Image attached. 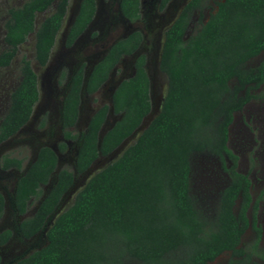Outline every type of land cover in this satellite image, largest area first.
<instances>
[{"label":"trees","instance_id":"1","mask_svg":"<svg viewBox=\"0 0 264 264\" xmlns=\"http://www.w3.org/2000/svg\"><path fill=\"white\" fill-rule=\"evenodd\" d=\"M172 0H160L163 11ZM209 0H190L165 33L159 64L167 78L161 111L137 141L111 165L94 175L47 231V244L15 264H211L230 253L228 264H260L254 253L240 247L249 227L256 232L259 201H253L252 183L238 170V156L228 147L229 128L236 113L264 93V61L247 65L264 52V0H218L205 19ZM70 0H25L11 8L5 22V49L0 68L10 66L20 47L35 33V59L46 65L68 13ZM141 0H122L121 11L130 22L141 18ZM52 11L36 30L38 15ZM96 11L95 0H83L70 29L68 45L88 27ZM198 26L186 36L193 15ZM143 35L139 31L116 42L93 68L87 81L84 69L73 78L62 110L63 136L75 140L81 96L97 93L122 58L134 55ZM146 56L135 61V73L123 80L112 97L119 119L104 135L100 132L110 114L109 104L90 118L82 135L76 170L86 173L99 159L118 149L142 124L152 109ZM22 79L11 94L7 114L0 123V145L16 135L30 120L39 101L38 77L27 58L22 59ZM100 145V146H99ZM61 150L66 144H61ZM209 153L217 157L230 177L218 202L213 223L195 207L190 194L191 157ZM50 147H42L36 160L17 182L15 207L25 215L58 168ZM23 160L5 155L2 169H21ZM75 176L61 169L52 189L35 214L20 224L23 238L39 234L74 185ZM6 200L0 193V219ZM251 210V218L249 211ZM12 237L0 234V245ZM253 254V255H252ZM1 263V257H0Z\"/></svg>","mask_w":264,"mask_h":264},{"label":"rangeland","instance_id":"2","mask_svg":"<svg viewBox=\"0 0 264 264\" xmlns=\"http://www.w3.org/2000/svg\"><path fill=\"white\" fill-rule=\"evenodd\" d=\"M82 0H71L69 11L51 60L46 67H40L35 59V33L20 47L19 52L8 68H0V123L8 112L11 94L22 79L21 65L25 57L30 62L39 77L41 97L35 107L29 123L14 137L0 146V193L5 196L6 208L0 219V234L5 230L12 232L11 239L0 245V264H15L28 257L47 244V231L56 218L65 212L74 202L76 195L86 183L98 172L111 164L121 153L108 157H99L89 171L79 174L76 170V159L81 144L82 135L87 129L92 115L103 105L111 104L114 90L120 82L134 75V61L143 54L147 57V72L151 80V100L158 106L167 93V78L159 69V60L165 33L190 0H172L161 11L160 0H142V17L137 22L127 21L120 9L121 0H96L97 14L86 33L72 48L65 46L66 34ZM209 0L205 6L204 16L208 17L209 9L215 6ZM25 0H0V53L6 44L5 22L11 8L21 6ZM51 10L37 17L36 30L42 21L51 14ZM198 26V13L193 15L186 36L192 34ZM140 31L143 34V44L135 56L124 58L113 71L109 82L95 95H82L81 115L73 129L75 140H65L63 136L62 107L68 92L73 72L81 63L86 64V78L93 66L100 61L108 49L119 39ZM264 61V52L247 65L254 68ZM63 75V76H62ZM264 93V86L257 94ZM118 116L110 113L103 128L105 133L117 120ZM131 140L126 148L134 143ZM66 149L61 150V144ZM42 147L52 148L58 155L59 164L50 182L42 186L40 195L30 202L25 215H20L15 207L14 197L17 182L31 164L36 160ZM229 149L238 156V170L247 174L251 180L253 201L259 199L264 189V98L251 101L242 112L236 113L229 128ZM124 150V148H123ZM5 155L23 160L21 169H2V159ZM61 169H69L74 173L73 187L64 195L55 213L46 222L45 228L31 239H25L20 233V224L32 217L39 205L52 189L56 176ZM230 177L224 171L221 161L209 154H194L191 157L190 194L195 207L201 216L213 223L218 211L219 197L229 184ZM251 210L249 217L251 218ZM258 225L262 229V238L257 248H254L256 232L249 227L245 232L240 247L248 253H254L253 260L264 264V196L259 201L257 212ZM230 253H224L211 264H228ZM127 264H139L129 261Z\"/></svg>","mask_w":264,"mask_h":264},{"label":"flooded vegetation","instance_id":"3","mask_svg":"<svg viewBox=\"0 0 264 264\" xmlns=\"http://www.w3.org/2000/svg\"><path fill=\"white\" fill-rule=\"evenodd\" d=\"M95 1H96V0H95ZM121 1H122V0H121ZM70 2H71V0H70ZM141 4H142V0H141ZM69 7H70V6H69ZM141 8H142V6H141ZM120 9H121V3H120ZM68 11H69V9H68ZM121 13H122V11H121ZM67 14H68V13H67ZM96 14H97V2H96V11H95V15H94V17H93V19H92V22H91V23L88 25V27H87V28H86V29H85V30L79 35V37L73 42L72 45H68V35H69L70 29H71V27H72V25H73L74 22L71 24L70 29H69V31L67 32V34H66V38H65V46H66L67 48H72V47L77 43V41H78V40H79V39H80V38L86 33V31L89 29L90 25L93 23ZM122 15H123V14H122ZM66 17H67V15H66ZM66 17H65V19H66ZM123 17H124V16H123ZM141 17H142V9H141ZM124 18H125V17H124ZM7 19H8V18H7ZM125 19H126V18H125ZM140 19H141V18H140ZM140 19H139V20H140ZM126 20H127V19H126ZM139 20H137V21H139ZM127 21H128V20H127ZM137 21H136V22H137ZM64 22H65V20H64ZM129 22H130V21H129ZM36 23H37V20H36ZM63 25H64V23H63ZM63 25H62V28H63ZM62 28L60 29V31L62 30ZM60 31H59V33H60ZM133 32H135V31H133ZM133 32H132V33H133ZM139 32H140V31H139ZM59 33H58V36H59ZM130 34H131V33H130ZM130 34H129V35H130ZM129 35H127L126 37H128ZM142 35H143V34H142ZM58 36H57V38H56L55 45H54V47H53V50H52V52H51V54H50L49 60H48V62L46 63V65L41 66V65L38 64V62L36 61L37 64H38L40 67H46V66L49 64V62H50V60H51V57H52V53H53L54 48H55V46H56V44H57ZM126 37H124V38H126ZM124 38H122V39H124ZM122 39H119V40H122ZM119 40H118V41H119ZM118 41H116V42H118ZM143 41H144V37H143ZM143 41H142V44H143ZM116 42H115V43H116ZM115 43H114V44H115ZM114 44H113V45H114ZM142 44H141V46H142ZM113 45H112V46H113ZM112 46H111V47H112ZM141 46H140V48H141ZM111 47H110V48H111ZM110 48L108 49V51L110 50ZM140 48H139V50H140ZM4 49H5V48H4ZM139 50H138V51H139ZM108 51H107V53H108ZM138 51H137L136 53H138ZM1 52H2V51H1ZM107 53H106V54H107ZM136 53H135L134 55H132V56H135ZM0 54H1V53H0ZM106 54L103 56V58L106 56ZM141 55H143V54H141ZM139 56H140V55H139ZM126 57H130V56H125L124 58H126ZM103 58H102V59H103ZM124 58H122L121 61H122ZM14 59H15V58H14ZM14 59H13V60H14ZM102 59H101V60H102ZM136 59H137V58H136ZM136 59H135V61H136ZM101 60H100V61H101ZM146 60H147V57H146ZM100 61H98V62H100ZM121 61H120V62H121ZM135 61H134V73H135ZM12 62H13V61H12ZM98 62H97V63H98ZM120 62H119V63H120ZM97 63H96V64H97ZM11 64H12V63H11ZM11 64H10V65H11ZM96 64H95V65H96ZM95 65L93 66V68L95 67ZM118 65H119V64H118ZM118 65H117V66H118ZM117 66H116V67H117ZM8 67H9V66H8ZM8 67H6V68H8ZM82 67H83V69H84V77H85L84 81H87L88 77L90 76V74H91V72H92V70H93V68H92L91 71H90V73H89V76L86 78V64H85V63H81V64L79 65V67L73 72V75H72V78H71V83H70V85H69V89H68V92H67L66 96L68 95V93H69V91H70V87H71V84H72V82H73V78H74V76H75L76 73L79 71V69L82 68ZM2 69H3V68H2ZM115 69H116V68H115ZM115 69H114V70H115ZM146 69H147V63H146ZM33 70H34V69H33ZM114 70H113V71H114ZM113 71L111 72L110 77H109V79H108L107 82H109V80H110V78H111V75H112ZM36 74H37V73H36ZM62 76H63V75H62ZM37 77H38V75H37ZM107 82H106V83H107ZM38 87H39V95H40V96H39V101H40L41 90H40L39 77H38ZM103 87H104V86H103ZM103 87H102V88H103ZM102 88H101V89H102ZM101 89H100V90H101ZM100 90H99V91H100ZM99 91H98V92H99ZM98 92H97V93H98ZM84 93L87 94L86 92H84ZM84 93H83V94H84ZM97 93H95V94H97ZM83 94H82V95H83ZM95 94H92V95H95ZM87 95H89V94H87ZM92 95H89V96H92ZM66 96H65V98H66ZM65 98H64V100H65ZM39 101H38V103H39ZM38 103H37V104H38ZM81 103H82V96H81ZM37 104H36V106H37ZM63 104H64V101H63ZM36 106H35V107H36ZM62 109H63V107H62ZM34 110H35V108H34ZM33 113H34V111H33ZM32 115H33V114H32ZM80 115H81V107H80L79 119H80ZM31 117H32V116H31ZM30 119H31V118H30ZM79 119H78V122H79ZM29 121H30V120H29ZM78 122H77V123H78ZM28 123H29V122H28ZM28 123H27V124H28ZM88 123H89V122H88ZM27 124H26V125H27ZM26 125H25V126H26ZM76 125H77V124H76ZM25 126H24V127H25ZM87 126H88V125H87ZM24 127H23V128H24ZM75 127H76V126H75ZM75 127H74V128H75ZM23 128H22V129H23ZM22 129H21V130H22ZM21 130H20V131H21ZM20 131H19V132H20ZM19 132H18V133H19ZM18 133H17V134H18ZM17 134H16V135H17ZM14 136H15V135H14ZM14 136H13V137H14ZM11 138H12V137H11ZM11 138H10V139H11ZM10 139H9V140H10ZM6 142H7V141H6ZM4 143H5V142H4ZM4 143H3V144H4ZM0 146H1V145H0ZM15 189H16V188H15ZM2 195H3V194H2ZM3 196H4V195H3ZM4 198H5V196H4ZM5 200H6V199H5ZM5 208H6V206H5ZM34 237H35V236H34Z\"/></svg>","mask_w":264,"mask_h":264},{"label":"water","instance_id":"4","mask_svg":"<svg viewBox=\"0 0 264 264\" xmlns=\"http://www.w3.org/2000/svg\"><path fill=\"white\" fill-rule=\"evenodd\" d=\"M83 1V0H82ZM82 1H81V3H82ZM81 3L79 4V6H78V9H77V14H76V16L73 18V22L75 21V19H76V17H77V15H78V13H79V10H80V5H81ZM188 3V2H187ZM186 3V4H187ZM185 4V5H186ZM176 20V19H175ZM72 22V23H73ZM173 24V23H172ZM169 29V28H168ZM162 47H163V45H162ZM161 53H162V49H161ZM137 54V53H136ZM160 59H161V54H160ZM159 64H160V60H159ZM149 75V74H148ZM150 78V77H149ZM121 83V82H120ZM119 83V84H120ZM150 86H151V80H150ZM118 87V86H117ZM116 87V88H117ZM116 90V89H115ZM115 90H114V92H115ZM150 90H151V88H150ZM114 92H113V94H114ZM150 93H151V91H150ZM113 94H112V97H113ZM152 99V98H151ZM163 101H164V99H163ZM163 101H162V103L158 106L157 104H155L154 102H153V100H151V103H152V109H151V112H150V114L143 120V122H142V124H141V126L128 138V139H126L122 144H121V146L118 148V149H116L112 154H110V155H115V154H117V153H121L120 154V156L119 157H121V155L125 152V150L128 148H126V145L131 141V140H135L134 141V143L137 141V139L139 138V136L149 127V125L151 124V122L154 120V118L156 117V116H158L159 115V113H160V111H161V108H162V104H163ZM110 106H111V109H110V113H113L114 112V110H113V107H112V98H111V104H110ZM114 114V113H113ZM110 115V114H109ZM109 117V116H108ZM108 120V119H107ZM107 120H106V122H107ZM118 121V120H117ZM116 121V122H117ZM106 122H105V124H106ZM116 122L107 130V131H109L115 124H116ZM105 124L103 125V127H102V129H101V132H100V137H99V144H101V141H102V139H103V137H104V135L107 133V131L105 132V133H102V131H103V128H104V126H105ZM133 143V144H134ZM100 146V145H99ZM131 146V145H130ZM123 148H124V150H123ZM55 152V151H54ZM56 153V152H55ZM57 154V153H56ZM109 155V156H110ZM58 156V155H57ZM108 157V156H107ZM119 157H117L113 162H115ZM59 159V158H58ZM112 162V163H113ZM111 163V164H112ZM59 164V163H58ZM111 164H109V165H111ZM94 165V164H93ZM92 165V166H93ZM108 165V166H109ZM91 166V167H92ZM91 167L89 168V170L91 169ZM29 169V168H28ZM88 170V171H89ZM27 172V171H26ZM96 175V174H95ZM88 183V182H87ZM86 183V184H87ZM73 187V186H72ZM69 192V191H68ZM67 192V193H68ZM66 193V194H67ZM65 194V195H66Z\"/></svg>","mask_w":264,"mask_h":264}]
</instances>
